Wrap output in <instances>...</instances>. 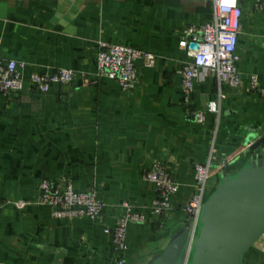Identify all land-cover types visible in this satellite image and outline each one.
I'll use <instances>...</instances> for the list:
<instances>
[{
	"label": "crops",
	"instance_id": "crops-1",
	"mask_svg": "<svg viewBox=\"0 0 264 264\" xmlns=\"http://www.w3.org/2000/svg\"><path fill=\"white\" fill-rule=\"evenodd\" d=\"M240 6L243 84L224 85L220 114L206 113L198 124L192 113L207 111L219 87L215 77H203L186 103L182 70L193 49L180 43L190 26L212 21L210 1L0 0V54L23 66L25 82L21 92H0V199L10 203L0 211V264H117L105 230L115 228L122 203L150 207L157 189L145 175L161 162L180 187L174 210L131 224L122 256L125 264H154L190 228L184 208L195 192L196 165L215 157L209 198L224 174L252 163L248 151L264 138V100L250 84L252 75L264 83V7L254 0ZM100 43L151 52L156 66L139 61L138 85L125 92L97 75ZM61 69L77 73L71 85L46 94L31 85L34 73ZM45 180L95 191L105 203L103 215L53 218L37 202ZM243 264H264V235Z\"/></svg>",
	"mask_w": 264,
	"mask_h": 264
},
{
	"label": "built area",
	"instance_id": "built-area-1",
	"mask_svg": "<svg viewBox=\"0 0 264 264\" xmlns=\"http://www.w3.org/2000/svg\"><path fill=\"white\" fill-rule=\"evenodd\" d=\"M213 5V19L204 25H192L184 33L181 47L198 44V50H192V61L183 66L181 86L188 104L194 93L196 83L206 76L216 78L219 87V99L208 104L207 111H195L193 120L198 124L206 122V113L219 115L224 85L238 89L243 84V77L238 69V39L242 31L243 11L240 0H207ZM258 9H263L264 0H254ZM97 75L108 77L119 83L125 92L136 89L138 85L137 63L142 61L146 68H154L157 56L151 52L140 51L127 45L100 43L97 56ZM23 66L15 60H5L0 54V92L4 95L18 93L24 89ZM77 73L71 69H61L53 73L49 71L34 73L31 85L40 94L48 93L53 86L71 85ZM251 88L264 100V83L257 75L250 77ZM210 155L206 164L195 167V192L184 208L191 230V241L188 246V262L193 253L194 239L205 202L208 198L209 183L215 173ZM226 167V166H225ZM145 180L157 189V197L148 209L124 202L121 205L123 215L115 228L105 230L112 236L116 263L125 264L122 256L128 251L127 242L131 224H145L149 217L163 218L174 210L173 198L179 192V185L174 181L171 171L161 162H155L146 173ZM41 193L37 202L47 206L55 219H91L97 220L103 215L104 201L95 191L78 192L73 183L66 182L63 189L50 180L42 182ZM10 203L0 199V211Z\"/></svg>",
	"mask_w": 264,
	"mask_h": 264
},
{
	"label": "water",
	"instance_id": "water-1",
	"mask_svg": "<svg viewBox=\"0 0 264 264\" xmlns=\"http://www.w3.org/2000/svg\"><path fill=\"white\" fill-rule=\"evenodd\" d=\"M198 50L199 45H191ZM264 138L249 151L252 163L222 182L206 201L193 253L187 260L191 230L187 228L154 264H243L264 235Z\"/></svg>",
	"mask_w": 264,
	"mask_h": 264
},
{
	"label": "rangeland",
	"instance_id": "rangeland-1",
	"mask_svg": "<svg viewBox=\"0 0 264 264\" xmlns=\"http://www.w3.org/2000/svg\"><path fill=\"white\" fill-rule=\"evenodd\" d=\"M199 228H200V224H199ZM199 228H198V231H199ZM168 246V245H167Z\"/></svg>",
	"mask_w": 264,
	"mask_h": 264
},
{
	"label": "trees",
	"instance_id": "trees-1",
	"mask_svg": "<svg viewBox=\"0 0 264 264\" xmlns=\"http://www.w3.org/2000/svg\"><path fill=\"white\" fill-rule=\"evenodd\" d=\"M229 167H227L226 169H225V171L228 169Z\"/></svg>",
	"mask_w": 264,
	"mask_h": 264
}]
</instances>
